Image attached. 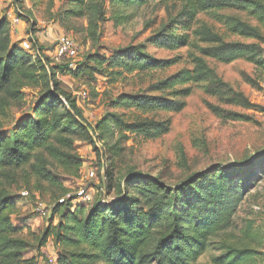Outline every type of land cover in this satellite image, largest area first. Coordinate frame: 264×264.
Instances as JSON below:
<instances>
[{
    "label": "trees",
    "instance_id": "16d2710c",
    "mask_svg": "<svg viewBox=\"0 0 264 264\" xmlns=\"http://www.w3.org/2000/svg\"><path fill=\"white\" fill-rule=\"evenodd\" d=\"M148 2L113 0L114 14L121 16L122 11L142 8ZM14 3L19 6L21 1L14 0ZM223 9L248 13L258 23L252 26L236 17H222L231 34L264 42V0H184L178 16L185 21L179 26L188 32L202 12ZM20 16L22 23L30 26L31 51L24 50L21 42L13 40L10 24L5 14H0V107L22 100L24 88L40 92L30 113L18 120L11 133L0 132L1 264H34L24 261L22 252L26 245L15 238L23 230L11 219L17 207L16 197L11 194L15 186L35 179L48 183L57 200L66 198L68 191L54 169L61 167L71 175L81 171L83 162L73 153L76 142L90 144L114 169L115 160L122 157L130 141L156 140L171 131L169 121H158L154 116L181 112L186 107V99L192 95V85L207 83L213 96L233 91L218 79L204 58L222 64L238 60L256 66L262 64L256 44L226 43L212 33L202 35L209 45L197 48L201 57L194 56L192 70H183L153 85L151 91L160 96H118L111 103L114 113L92 125L76 99L62 89L57 80L58 67L44 55L45 49L33 36L36 24L32 14L20 12ZM159 38V46L167 50L179 45L187 47L191 41L189 35H160ZM172 64L151 57L141 47H133L111 57L90 55L73 74L100 75L110 84H116L125 76L157 73ZM239 98L242 101L235 98L226 103L252 107L242 95ZM3 109L1 107V112ZM221 116L228 121L247 120L236 113L223 112ZM236 170L237 167L207 170L176 188L159 178L129 172L118 187L117 197L110 201L103 199L90 205L74 206L75 197H70L63 204L57 202L53 217L62 207L65 209L58 224L51 225L40 245L43 247L54 238L57 264H199L216 240L234 228L237 210L246 200L250 176L244 177ZM108 178L111 181V172ZM109 187L111 191L115 186ZM222 243L225 242H220L224 249L223 264L251 261L250 250L238 251Z\"/></svg>",
    "mask_w": 264,
    "mask_h": 264
},
{
    "label": "rangeland",
    "instance_id": "374dc122",
    "mask_svg": "<svg viewBox=\"0 0 264 264\" xmlns=\"http://www.w3.org/2000/svg\"><path fill=\"white\" fill-rule=\"evenodd\" d=\"M20 1L16 6L14 0H3L4 8L0 14L3 16L10 9L32 14L36 24L33 36L43 44L44 55L51 59L53 66L58 67L57 80L62 89L76 99L92 125H96L105 115L114 113L111 103L118 96H160L151 91L153 85L183 70H192L194 56L201 57L197 48L209 45L202 35L212 33L226 43L259 46L262 64L258 66L245 60L222 64L204 58L218 79L233 91L213 96L207 83L192 85V95L186 99V107L181 112L154 116L158 121H169L171 131L156 140L130 141L122 157L115 160L114 169L97 155L90 144L76 142L73 153L83 162L81 171L76 175L67 173L61 167L54 171L61 177L69 196L74 197L82 188L93 195L95 202L103 199L106 202L117 197L118 187L129 172L159 178L169 187L176 188L207 170L221 167L224 171L237 167L236 171H240L244 177L250 176L246 200L237 210L234 228L216 240L199 264H223L221 257L224 249L220 246L223 241L225 243L222 244L234 250H250L252 259L246 264H264V42L231 34L226 21L221 18L236 17L252 26L258 25L257 21L248 13L236 9L202 12L191 24L190 31L186 32L179 26L185 20L178 16L184 0H148V4L142 8L122 11L123 16H131L126 19L114 14L113 0H82L80 3L76 0ZM176 23L178 26H174ZM23 27L30 35L29 24L25 22ZM198 32L201 34L197 35ZM63 33L71 34L81 46V55L75 62L56 59L54 50ZM160 35H189L191 41L187 47L179 45L167 50L159 46ZM40 40H44V43ZM133 47H141L151 57L173 64L157 73L125 76L116 84H110L100 75L73 74L90 55L111 57L118 51ZM73 64L75 67H71ZM39 92V89L24 88L21 91L22 100L1 106L4 109L3 112L0 110V132L11 133L18 120L30 113ZM86 94L89 97L83 100L82 95ZM240 95L252 107L226 103L235 98L242 101ZM223 112L236 113L247 120L228 121L221 118ZM92 170L96 173L95 178L88 177ZM108 172H111V181ZM110 185L115 186L111 191ZM23 191H28L30 198L22 200L19 193ZM11 194L17 202L11 215L12 223L23 229L15 238L26 245L22 252L24 261L41 264L51 258L53 264H57L58 249L54 238L51 237L43 247L40 243L51 225L59 222L65 208L62 207L55 217L52 212L60 200L50 192L48 183L35 179L23 181L11 190ZM39 202L49 207L47 216L35 215L34 208Z\"/></svg>",
    "mask_w": 264,
    "mask_h": 264
},
{
    "label": "built area",
    "instance_id": "2783aa9c",
    "mask_svg": "<svg viewBox=\"0 0 264 264\" xmlns=\"http://www.w3.org/2000/svg\"><path fill=\"white\" fill-rule=\"evenodd\" d=\"M12 32H16L17 28L22 24V18L20 16V12L15 10V9H10L6 12L5 14ZM21 46L23 47L24 50L26 51H31L32 44L30 42V35L27 39L21 41ZM56 54V59L57 60H68V61H77L81 55V46L79 42L69 33H63L60 35L55 50ZM71 67H75L73 64ZM83 100L88 99L89 95H82ZM88 177L90 178H95L96 173L92 170L88 173ZM72 196L67 195L66 198L60 199V203H65V200L69 199ZM75 199L73 203L78 205V204H85V205H90L94 202V197L93 195L86 191L85 189H80L77 191L74 195ZM20 198L23 199H28L30 198V193L28 191H23L20 193ZM73 198V197H72ZM34 213L37 216L44 217L47 216L49 213L50 209L48 206L44 205L43 203L39 202L36 203L35 208H34ZM41 264H53V261L51 258L48 259V262L41 263Z\"/></svg>",
    "mask_w": 264,
    "mask_h": 264
},
{
    "label": "crops",
    "instance_id": "0c3cea01",
    "mask_svg": "<svg viewBox=\"0 0 264 264\" xmlns=\"http://www.w3.org/2000/svg\"><path fill=\"white\" fill-rule=\"evenodd\" d=\"M2 8H4L3 7V0H0V12H1V10H2ZM23 24H25V23H22L18 28H17V30H16V32H12V38H13V40L16 42H18V41H22V40H25V39H27L28 37H29V34L28 33H26V31H25V29H24V27H23ZM42 43H44V40H40ZM43 45V44H42Z\"/></svg>",
    "mask_w": 264,
    "mask_h": 264
}]
</instances>
